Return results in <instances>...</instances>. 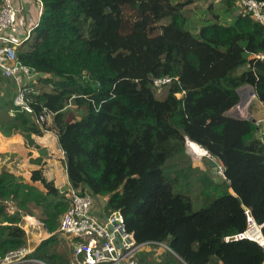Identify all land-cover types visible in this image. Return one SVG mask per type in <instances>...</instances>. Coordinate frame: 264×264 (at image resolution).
I'll use <instances>...</instances> for the list:
<instances>
[{"label":"trees","instance_id":"1","mask_svg":"<svg viewBox=\"0 0 264 264\" xmlns=\"http://www.w3.org/2000/svg\"><path fill=\"white\" fill-rule=\"evenodd\" d=\"M40 1L38 24L16 52L37 73L29 94L34 112L44 107L52 117L36 125L13 106V86L0 76L1 134L19 133L27 144L41 129L57 134L71 187L106 198L103 212H120L137 243L167 246L156 256L143 250L144 264H264L254 242L224 241L245 229V209L264 235V142L250 118L227 114L243 86L264 107V58H249L264 50L258 23L238 0H222L229 23L214 15L196 33L184 14L196 0ZM164 77L171 83L157 90L153 81ZM162 89L163 110L154 95ZM185 137L220 162L224 177L212 184L201 176L196 211L188 196L173 192L197 170L185 165ZM31 181L44 189L0 172V258L25 244L22 216L54 233L68 207L39 170ZM59 239H43L29 258L68 264L71 248L57 253Z\"/></svg>","mask_w":264,"mask_h":264},{"label":"built area","instance_id":"2","mask_svg":"<svg viewBox=\"0 0 264 264\" xmlns=\"http://www.w3.org/2000/svg\"><path fill=\"white\" fill-rule=\"evenodd\" d=\"M31 1L35 5V22L32 21L31 13L23 9V6L17 2L1 0L0 76L10 81L13 86V106L31 114L34 123L41 127L50 120L52 115L44 107L40 112H34L29 94L36 92L30 83L37 73L20 62L16 52V49L30 38L31 31L37 26L42 12V2L40 0ZM238 4L244 14H250L258 23L264 41V0H238ZM254 57L263 59L264 50ZM174 79L176 78L174 77ZM171 81L170 77L156 79L153 81V86L159 90L161 86H166ZM10 114L13 115V112ZM54 135L57 137V134L54 133ZM59 149L65 156L61 147ZM64 195L69 204L60 216L58 228L54 233H58L66 240L71 248L68 264H144L142 253L148 246L163 245L167 249L164 243H137L133 233L127 230L118 211H111L107 214L101 212L102 217L98 218L97 214L93 212L96 199L88 190L80 191L69 185V189ZM245 215V229L234 236L225 237L224 241L246 239L260 246L264 251V235L261 225L255 223L248 209H245ZM25 224L24 222L19 224L25 232V244L7 251L0 258V264H45L40 260L29 258V255L43 239L54 233L44 235L39 231L44 227L40 221L27 220Z\"/></svg>","mask_w":264,"mask_h":264},{"label":"crops","instance_id":"3","mask_svg":"<svg viewBox=\"0 0 264 264\" xmlns=\"http://www.w3.org/2000/svg\"><path fill=\"white\" fill-rule=\"evenodd\" d=\"M29 1L31 0H12V2H17L19 5L23 6V9L25 10H27V8H30L29 13H31L32 15V21L35 22V5L33 3H29ZM249 58H254V56H249ZM245 68L246 67H242L239 69H242L241 71H243ZM244 88L245 87L243 86L238 89L239 96ZM244 93L245 95L243 97L245 98L248 93ZM253 98L257 102V106L255 107L256 110L254 112L256 117H254L253 119L256 125L259 126L258 133L259 137H261V134H264V127H262V129L260 127V124L264 123V111L261 108L263 107V105L255 98L254 95ZM258 112H260L261 117H258L256 115ZM40 131V134L31 135V144H27L23 136L19 133L4 136L0 132V172L7 171L8 173L16 177H20L21 180H23L25 183L34 185L39 189H44L40 182L31 181L32 171L39 170L41 172V175L47 181H51L53 185L59 190V192L64 195V193H66L69 189L70 185L66 172V158L59 149L60 146L58 143V139L57 137H55L54 133L46 132L42 129ZM47 131L51 130L47 129ZM188 150L192 154H194L196 150V155L201 153V148H197L191 143H189ZM6 204L10 210L14 209L13 207L11 208V206H9L7 202ZM95 204H98L97 200H95ZM103 206H94L93 212L97 214L98 218L102 217L101 212L103 213ZM26 219L31 221H38L33 216L24 215L22 216L21 224L23 222L25 224V221H27ZM39 231H41L44 235L46 233H49L47 232L45 226L39 229Z\"/></svg>","mask_w":264,"mask_h":264},{"label":"rangeland","instance_id":"4","mask_svg":"<svg viewBox=\"0 0 264 264\" xmlns=\"http://www.w3.org/2000/svg\"><path fill=\"white\" fill-rule=\"evenodd\" d=\"M29 3H32V1H29ZM239 10V9H238ZM27 11L30 12V8H27ZM185 17L188 19V21L185 24V27L188 28L190 31H192L193 33H196L198 31V29L204 25L207 24L209 22H211L213 20V16L216 15L219 17V21L221 23H229L230 21H228L230 18V14L227 13L225 11L224 8V4L222 3V0H196L193 2V4L189 5L186 10L184 11ZM137 53L139 55H141V57L144 59L146 57V53H144L140 47H137L136 49ZM237 57H232L233 63L236 64L237 62ZM242 69L236 68L235 72L239 73L241 72ZM135 77H140V71L137 70L134 73ZM244 90H242L240 96L243 100V96L245 95L244 92L250 93L252 92V88L250 86H244ZM0 88H2V85L0 83ZM163 90V89H162ZM166 93H167V89L161 91L158 94H155L156 99H158V103L162 106V110L164 109L163 107L165 106L163 104L165 97H166ZM244 93V94H243ZM0 95H2V93L0 92ZM257 106V102L254 100L253 97H250L249 102L247 103V105H244V108H242L243 106L237 108V107H233V109L228 111V115L229 116H233V117H239V118H246L245 116H243V113L245 112L248 115V118L254 120L253 118L256 117L254 112H255V107ZM262 110L264 111V108L261 107ZM83 111L77 115V117H80L84 114L85 108L83 107L82 109ZM4 109H2L0 107V120H1V115H3ZM75 115L77 113V110L74 111ZM258 117H261L260 112H258L256 114ZM255 123V122H254ZM256 125V123H255ZM260 127L262 129V127H264V123L260 124ZM259 135V133H257V136ZM189 145L186 143V138L183 140V150L185 155L188 157L186 160V164L189 163L191 164L194 168H196L197 170H195L194 173L191 174V176L188 179V185L182 188H175V190L173 191L174 193H178V194H182L185 196H188L192 202V208L193 210H198L200 207V196H201V191L205 190L202 187H205L206 183L200 182L199 179L201 178L202 175L206 176L208 180H210V183H221L223 180V175H222V167L221 164L214 159L213 157H211L208 153L203 154L204 152L201 150V153H199L198 155L192 154L189 150ZM198 148V147H197ZM202 155V156H201ZM213 161L215 162V164L218 166V171L217 173L212 176V168L209 167L208 165V161ZM178 165H182V163L180 164L177 161ZM196 173V175H195ZM207 191H211L210 189H206ZM178 191V192H177ZM97 203L95 206H103L105 205L106 202V198L104 197H98L97 199ZM8 205H10L12 207V204L10 202H7ZM104 208V206H103ZM54 248L57 251V253H67L68 250L70 249V246L68 244V242H66V240L64 239H59L57 241L54 242ZM163 249H165V247L163 245H152V246H148L146 248V251H150L152 253H154V255H159ZM31 264V263H28Z\"/></svg>","mask_w":264,"mask_h":264},{"label":"water","instance_id":"5","mask_svg":"<svg viewBox=\"0 0 264 264\" xmlns=\"http://www.w3.org/2000/svg\"><path fill=\"white\" fill-rule=\"evenodd\" d=\"M137 6H138V3H137ZM253 95H254V94H253V91H252V92L248 93V95L246 96V97H247V100H245L246 97L243 98V100H242V98L240 97V101H239V103H238L235 107L239 108V107L243 106L242 108H244V105H247V103L249 102L250 97H253ZM243 116H245L246 119L248 118V115H247L245 112L243 113ZM251 121H252V122H255V121L252 120V119H251ZM185 138H186V143H187L188 145H189V143H191V144L195 145L196 147H200L201 150H203L204 154H205V153H208L207 150H206L205 148H203L201 145H199V144H197V143H195V142L189 140L187 137H185ZM261 140H262V142H264V134H261ZM201 156H202V155H201ZM208 165H209V167L212 168V174H211V175L214 176V175L217 173V171L219 170V169H218V166L215 164V162H213V161H211V160L208 161ZM104 220H105V218H104Z\"/></svg>","mask_w":264,"mask_h":264},{"label":"bare ground","instance_id":"6","mask_svg":"<svg viewBox=\"0 0 264 264\" xmlns=\"http://www.w3.org/2000/svg\"><path fill=\"white\" fill-rule=\"evenodd\" d=\"M245 100H247V97H246V99ZM204 154V153H203ZM27 220V219H26Z\"/></svg>","mask_w":264,"mask_h":264}]
</instances>
